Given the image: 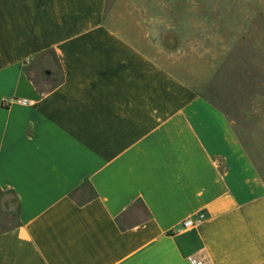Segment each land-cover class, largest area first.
I'll use <instances>...</instances> for the list:
<instances>
[{
    "label": "crops",
    "instance_id": "0c3cea01",
    "mask_svg": "<svg viewBox=\"0 0 264 264\" xmlns=\"http://www.w3.org/2000/svg\"><path fill=\"white\" fill-rule=\"evenodd\" d=\"M107 7L0 0V264H264L232 118Z\"/></svg>",
    "mask_w": 264,
    "mask_h": 264
},
{
    "label": "rangeland",
    "instance_id": "374dc122",
    "mask_svg": "<svg viewBox=\"0 0 264 264\" xmlns=\"http://www.w3.org/2000/svg\"><path fill=\"white\" fill-rule=\"evenodd\" d=\"M107 15L228 112L264 174V0H108Z\"/></svg>",
    "mask_w": 264,
    "mask_h": 264
},
{
    "label": "built area",
    "instance_id": "2783aa9c",
    "mask_svg": "<svg viewBox=\"0 0 264 264\" xmlns=\"http://www.w3.org/2000/svg\"><path fill=\"white\" fill-rule=\"evenodd\" d=\"M12 100L21 101L24 103L31 101V100H28L26 97L15 96V97H11V98H4L3 103L7 104V103L11 102ZM192 223H193V219L189 217L186 220H184L178 227L174 228V230L180 229L182 226L191 225ZM190 258L194 264H205L204 261L197 259V257L195 255H191Z\"/></svg>",
    "mask_w": 264,
    "mask_h": 264
}]
</instances>
